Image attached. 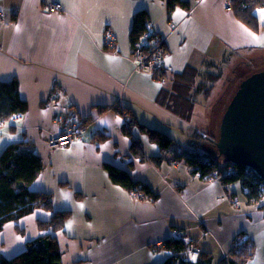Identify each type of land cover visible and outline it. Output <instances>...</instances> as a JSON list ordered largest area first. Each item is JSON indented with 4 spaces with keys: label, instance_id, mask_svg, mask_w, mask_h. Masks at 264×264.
I'll return each instance as SVG.
<instances>
[{
    "label": "crops",
    "instance_id": "0c3cea01",
    "mask_svg": "<svg viewBox=\"0 0 264 264\" xmlns=\"http://www.w3.org/2000/svg\"><path fill=\"white\" fill-rule=\"evenodd\" d=\"M48 1L62 9L48 10ZM186 1L187 7L168 10L166 0H0L12 18L0 20V81L15 80L26 102L19 117L0 124V152L29 143L43 163L30 189L50 193L54 210L70 211L62 228L49 230L59 264H162L172 255L164 241L177 229L211 253L212 264L230 256L234 235L243 232L254 246L243 264H264V199L249 202L239 182L223 183L220 172L202 177L186 161L203 144L213 151L204 138L194 146L191 134L214 137L235 89L223 94L215 115L222 66L244 69L239 81L264 67V6L255 10L254 30L227 9V0ZM140 10L149 30L165 40L164 83L132 62L130 31ZM107 29L116 35L111 49ZM118 99L138 123L168 135L170 146L160 149L137 126L124 133L114 110ZM58 115L88 128L81 141L50 149L46 138L60 130ZM132 138L141 156L130 150ZM105 163L127 170L155 196L133 197L110 180ZM51 214L36 208L5 222L0 254L12 258L26 250L40 235L36 220Z\"/></svg>",
    "mask_w": 264,
    "mask_h": 264
},
{
    "label": "trees",
    "instance_id": "16d2710c",
    "mask_svg": "<svg viewBox=\"0 0 264 264\" xmlns=\"http://www.w3.org/2000/svg\"><path fill=\"white\" fill-rule=\"evenodd\" d=\"M227 3L240 22L250 26L254 30L258 28L255 10L264 6V0H227ZM166 4L168 10L176 5L188 6L186 0H166ZM148 18V14L143 10L135 13L130 31L131 52L135 50L136 42L139 41L145 32L149 31L147 26ZM139 49H142V46ZM218 78L219 76L214 74V82ZM11 84L14 90L9 89ZM16 89L17 83L15 80L12 83L0 81V121H6L13 113L25 111L26 102L20 99ZM134 126H137L141 132L145 133L149 140L157 143L162 150L168 148L173 141L164 132L138 123L131 115L127 123L123 125L122 130L124 133L131 135L130 131ZM201 137L197 133L191 134L194 146L202 144L203 138ZM215 137L216 135L214 134ZM212 145L214 147L213 151H204L203 154L200 152L190 153L186 156V161L202 177L213 176L230 164L233 167V172L221 174V181L223 183L239 182L243 190L242 192L249 202L264 199L263 180L253 172H245L244 165L234 164L220 158L223 160L222 165L216 158L217 151L215 145ZM140 149L139 141L132 138L130 144L132 153L141 156ZM103 166L113 183L121 185L130 191L142 192V194L152 198L155 196V193L148 185L133 179L127 170L109 163H105ZM42 168L43 163L41 158L27 142L10 143L0 152V230L5 222L17 220L36 208L52 211L49 219L36 220L40 235L27 243L26 250L12 258H6L0 254V264L60 263L61 253L55 238L50 234L49 230L55 231L62 228L71 213L69 210H54L52 195L50 193L30 189L31 183L40 174ZM243 234L245 233L238 232L234 235L232 248L229 252L230 256L222 259L219 264H243L244 260L252 254L254 246L249 241V238ZM240 236H244L245 238H242V242L237 243L236 239ZM164 247L170 250L172 255L162 264H212L213 257L211 253L202 251L195 262L184 261L179 253L183 250L184 244L176 237L166 239Z\"/></svg>",
    "mask_w": 264,
    "mask_h": 264
},
{
    "label": "water",
    "instance_id": "95a60500",
    "mask_svg": "<svg viewBox=\"0 0 264 264\" xmlns=\"http://www.w3.org/2000/svg\"><path fill=\"white\" fill-rule=\"evenodd\" d=\"M210 138L216 157L251 168L264 181V67L244 76Z\"/></svg>",
    "mask_w": 264,
    "mask_h": 264
},
{
    "label": "built area",
    "instance_id": "2783aa9c",
    "mask_svg": "<svg viewBox=\"0 0 264 264\" xmlns=\"http://www.w3.org/2000/svg\"><path fill=\"white\" fill-rule=\"evenodd\" d=\"M45 6L50 11H60L62 9L61 4L59 2L48 1L45 3ZM0 20L8 23L12 20V18L8 17V12L4 9L0 8ZM114 34L110 31H106L105 35V43L109 45L112 38H114ZM163 44H165L164 37L158 32L147 31L145 32L139 41L136 42V48L133 52H131L132 62L134 68L140 71H148L159 78L160 82L165 81V76L163 75V71L165 69V57L166 51L163 48ZM142 46V49H139ZM114 110L116 113L120 114L123 121L127 123L129 120L128 113L124 110L121 99H118L114 105ZM22 112L13 113L9 116V120H13L19 117ZM56 122L58 123L60 130L57 133H50L46 138V144L50 149H56L60 147H64L69 145L75 141H81L83 139L84 134L87 132L88 123L82 120L77 119H67L64 115H58L56 117ZM2 121H0V124ZM229 173L233 172V167L229 165L227 167ZM232 171V172H231ZM245 172H253L251 168L245 166ZM256 174V173H255ZM264 183V181H263ZM133 197H139L142 192L131 191ZM174 237L180 239L184 248L180 251V256L184 261L195 262L200 255V248L197 244L188 236H185L183 231L177 229L174 231ZM242 238L244 236H240L236 239V242H242Z\"/></svg>",
    "mask_w": 264,
    "mask_h": 264
},
{
    "label": "rangeland",
    "instance_id": "374dc122",
    "mask_svg": "<svg viewBox=\"0 0 264 264\" xmlns=\"http://www.w3.org/2000/svg\"><path fill=\"white\" fill-rule=\"evenodd\" d=\"M227 9H229V10H231L230 8H229V6H228V8ZM163 36V35H162ZM105 45H106V43H105ZM163 48L165 49V44H163ZM166 51V50H165ZM222 69L224 70V71H226L225 72V74H224V76H223V78L221 79V81L216 85V87L214 88V107H216V109H215V115H217L218 114V110L220 109V107H221V105H222V102L224 101V95L223 94H225V93H228L229 94V92L230 91H233V89L234 88H236L237 87V84L239 83V80L237 79V77L239 78L240 77V75L242 74L241 72L244 70V69H241L240 67H237V66H235V62H233V64L232 65H229V67L227 66V67H224V66H222ZM165 81H166V78H165ZM164 81V82H165ZM163 82V83H164ZM223 95V96H222ZM130 117V116H129ZM9 118V117H8ZM8 118H7V120H8ZM218 121H219V116H218V119H217V121H216V123H217V125H218ZM2 122H4V121H2ZM214 123H215V118H214ZM214 134L215 135H217L218 134V131H217V126L216 127H214ZM202 135V138H204L205 139V135H203V134H201ZM207 135V134H206ZM211 145H209V144H203L202 145V148L203 149H205L204 151H210V149H212L211 147H210ZM204 151H200L201 152V154H203V152ZM214 155V154H213ZM219 161H220V163L223 165V160L222 159H220V158H218V157H216ZM230 164H228L226 167H224V168H222L221 170H219V172H220V174H223V173H229V171H228V169H227V167L229 166ZM232 172V171H231ZM243 235H245V234H243ZM185 236H187V235H185Z\"/></svg>",
    "mask_w": 264,
    "mask_h": 264
},
{
    "label": "bare ground",
    "instance_id": "6f19581e",
    "mask_svg": "<svg viewBox=\"0 0 264 264\" xmlns=\"http://www.w3.org/2000/svg\"><path fill=\"white\" fill-rule=\"evenodd\" d=\"M107 30H109V29H107ZM106 30V31H107ZM106 31H105V34H104V38H105V35H106ZM111 31V30H110ZM114 35H115V33L113 32V31H111ZM105 41V40H104ZM115 44H116V35L114 36V38H112V40H111V42L109 43V45H106V48L107 49H111V48H114V46H115ZM216 126H218V125H216ZM215 126V127H216ZM217 136V135H216ZM210 138H212V136H210L209 134L208 135H206V137H205V139H207L208 141H210ZM214 138V137H213ZM211 142V141H210Z\"/></svg>",
    "mask_w": 264,
    "mask_h": 264
}]
</instances>
